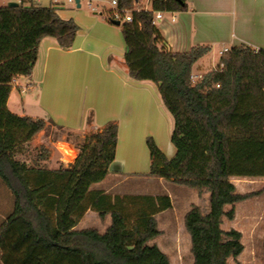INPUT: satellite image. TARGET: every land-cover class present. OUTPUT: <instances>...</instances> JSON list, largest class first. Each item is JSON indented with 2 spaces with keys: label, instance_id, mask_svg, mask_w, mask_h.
Returning <instances> with one entry per match:
<instances>
[{
  "label": "trees",
  "instance_id": "trees-1",
  "mask_svg": "<svg viewBox=\"0 0 264 264\" xmlns=\"http://www.w3.org/2000/svg\"><path fill=\"white\" fill-rule=\"evenodd\" d=\"M135 1L117 0L118 9L130 10L132 16L120 24L124 62L132 78L157 84L174 119L171 141L177 150L168 157L149 136V174L210 193L208 212L193 204L184 217L193 264H229L230 258L244 264L239 259L245 248L242 231L222 224L224 218H235L238 202L259 194L240 192L232 177L264 176V48L232 46L217 68L194 81V64L211 45L173 51L153 22L157 10H187V0H149L151 9L147 0H138L136 9ZM79 29L74 18H63L54 5H0V177L14 195L12 212L0 222V249L11 228L21 226L23 238L48 251V257L50 251L79 256L83 264H172L170 255L152 242L163 233L156 213L172 207L169 195L113 197L91 188L115 162L117 120L85 134L56 124L77 141L78 155L68 166H30L16 156L24 142L48 131L53 122L8 108L13 79L31 76L45 36L70 49ZM41 147V157L48 158L51 149ZM89 209L103 221L110 216L104 230L77 226Z\"/></svg>",
  "mask_w": 264,
  "mask_h": 264
},
{
  "label": "crops",
  "instance_id": "crops-1",
  "mask_svg": "<svg viewBox=\"0 0 264 264\" xmlns=\"http://www.w3.org/2000/svg\"><path fill=\"white\" fill-rule=\"evenodd\" d=\"M4 1L1 0L0 5H4ZM10 1L22 2L26 6L54 5L63 18H74L80 29L70 49L61 47L53 36H45L42 39L31 76L21 75L13 79L8 108L20 115L46 118L54 124L82 134L87 130L101 129L110 120H117L119 141L115 163L119 167L110 168V173L105 179L93 184L91 188L102 189L113 197L159 195L115 190L122 173L149 171L151 155L146 145L149 136L155 139L168 157H173L177 151L171 141L174 119L164 112V103L157 84L151 80H136L129 75L124 62L126 43L121 26L108 20L103 12L75 11L74 7L60 6L55 0H7L8 3ZM80 2L82 5V0ZM187 3V10L175 11L176 21L171 20V12H166L157 24L169 49L182 52L197 44H209L211 51L220 55V50L224 47L241 44L264 48V0H187ZM149 5L151 9L150 2ZM199 61L200 59L194 66L197 67ZM202 73L205 71L194 72L193 67V74ZM24 86H28L26 93L29 95L19 98L14 90H20ZM76 152L77 156L78 149ZM232 180L240 192H259L250 197L253 200L242 208L239 209L237 203L235 218L230 219L235 221L236 227L233 228L241 230L245 239L244 229L239 225L240 219L253 224L252 232L264 219V201L261 199L264 195V176H233ZM159 181L165 180L159 178ZM259 183L262 184L261 188L257 187ZM245 186L255 187L249 190L245 189ZM195 194L198 198L203 196L207 204L208 193L200 194L196 191ZM169 196L172 207L156 213L163 233L152 242L158 243L168 254V244L174 245L176 253H182L181 237L185 236L189 241L186 232L182 233V229H185L183 224L177 227L175 220V233L172 231L166 237L164 228L161 227V214L172 209L174 205L176 212V201L173 195ZM193 204L206 207V204L200 201L190 202L187 199L183 207L184 215ZM90 211L97 214L95 210L89 209L85 215ZM106 220L109 224L110 216ZM14 228L15 226L11 228L8 236L13 234ZM18 236L21 237V242L17 247L7 246L5 255H17L19 259H23L22 256L28 249L29 253L35 254L41 262L46 263V252L41 251L39 247L29 246L22 233ZM188 243L190 244V241ZM15 249L17 251L14 252ZM256 249L254 246L252 251L243 257L247 251L245 244L239 259L244 264H258ZM0 262L4 263L1 259Z\"/></svg>",
  "mask_w": 264,
  "mask_h": 264
},
{
  "label": "rangeland",
  "instance_id": "rangeland-1",
  "mask_svg": "<svg viewBox=\"0 0 264 264\" xmlns=\"http://www.w3.org/2000/svg\"><path fill=\"white\" fill-rule=\"evenodd\" d=\"M3 2V1H2ZM1 3V0H0ZM5 4H8L7 0L4 1ZM146 8L150 9V5L148 1H145ZM67 6L74 7L73 10L75 11H91V12H103V15H105L107 18L109 16V13L114 9V5L112 4V0H82V5L80 7L77 6L74 2H66ZM64 5V6H65ZM63 6V5H61ZM95 7V8H93ZM122 22V21H121ZM220 60V55L217 52L209 51L207 54H205L199 61L197 67L194 66V72L198 71H205L207 73L210 70H213L217 68L218 63ZM205 73H202L205 74ZM198 80V79H197ZM15 94L21 98L22 96H28L29 93H26V91H22V89H15ZM164 108L165 114H169L172 116V114L168 111V109L165 107V105H162ZM173 118V116H172ZM90 130H87L88 132ZM63 130H60L58 126L54 123H51L50 129L48 131H41L38 135L33 137L31 140L24 142L21 149L17 152L16 156L18 159L22 161H26L30 166L32 165H40L45 166L48 168H58L59 166H67V164L62 160V153L57 148V145L60 141L66 140L74 145H76L77 141L75 139H70L67 136V133L63 132ZM62 135L60 137V134ZM79 133V132H78ZM82 134V133H80ZM45 144L51 149V154L48 158H42L41 152L42 147L41 145ZM147 149L150 151L148 143L146 142ZM76 147V146H75ZM77 149V147H76ZM40 157L42 159H40ZM150 171V169H149ZM148 172H128V173H122L120 180V183L116 186L115 190L119 192H132V193H155L159 195H173L174 201H176V212H175V205L172 209L165 211L161 214V227L164 228V231L166 233L165 237L168 236L170 232L175 233V220H176V226H180L183 224L182 233L186 232V234L189 236L190 244L188 243L186 238L181 237V244H182V253H176L175 247L172 244L166 245V249L169 251V255L171 257L172 264H193V254L191 252V235L189 231L185 227L184 223V213H183V207L187 199L191 201H200L203 204H206V199L203 196H200L198 198L196 194L194 195V192H196L195 189L189 188L185 185L178 184L175 182H172L170 180H165L160 182L158 177H154L149 174ZM261 183L257 185L258 188H261ZM255 187V186H254ZM253 186H245V189H253ZM257 188V189H258ZM209 194V200L206 204V207L203 205L202 209H204V212H208L210 209V193ZM261 199L264 201V195L261 196ZM0 222L3 221V219L9 215L13 208H14V195L11 191V189L8 187V185L2 180L0 177ZM253 200L252 198H248L247 200H243L242 202H238L239 209L242 208L245 204H248ZM188 203V202H187ZM83 218V217H82ZM109 220V219H108ZM108 220L103 221L100 219L98 214L93 213L90 211L88 214L84 216L82 219L81 224L79 227H89V226H96L100 230H104L106 225L108 224ZM110 222V221H109ZM235 221H231L228 218H224L223 221V228L224 229H230L235 226ZM240 227L244 229L245 232V239H243V242H245L247 246V251L244 253L243 257H246L248 253L252 251V248L256 246L257 250V258H258V264H264V248H263V241H264V219L262 222H260L257 226L255 231H251V226L253 225L250 222L244 221L243 219H240L239 222ZM236 227V226H235ZM185 230V231H184ZM23 235V229L21 226H15L13 230V234L7 237V242L3 246V248L0 250V259L3 264H83L82 259L79 256H71V255H53L52 252L49 251L50 255L48 257V253L46 255V263L44 261H40L35 254L29 253L28 249H26V254H24L23 259H19V256L5 255V248L7 246H16L21 240L18 235ZM18 234V235H17ZM185 234V233H184ZM17 236V237H16ZM10 237V238H9ZM29 242V246H33L29 239H26ZM12 242H15L12 244ZM41 251L48 252L46 250L40 249ZM17 251L16 249L14 252ZM42 257V256H39ZM49 258L50 260H48ZM78 258V259H77ZM234 260L233 258H230L229 264H233Z\"/></svg>",
  "mask_w": 264,
  "mask_h": 264
},
{
  "label": "built area",
  "instance_id": "built-area-1",
  "mask_svg": "<svg viewBox=\"0 0 264 264\" xmlns=\"http://www.w3.org/2000/svg\"><path fill=\"white\" fill-rule=\"evenodd\" d=\"M55 1L60 6L61 5L64 6L66 4V2H74V3H76L75 0H55ZM147 1L150 2L149 0H147ZM112 4L114 5V9H113L112 14H111L112 15V19H119L121 21H123V20H131L132 19L131 11L130 10L122 11V10L118 9V2H117V0H112ZM139 6H140V3H139L138 0H136L135 1V8L136 9H140ZM166 12H168V11H164V10H157V11H155L154 12V18H153L154 24L157 25L158 22L161 21L164 18V15H165ZM171 13H172L171 20L172 21H176L177 20V15L175 14V12H171ZM229 49H230V47H224L222 50H220V55H223L225 52L229 51ZM201 77H202V75H195V74L192 75V78H193L194 81H196L197 79H199ZM27 89H28V86H24L22 88V91H27ZM61 144L68 145L71 148H73L75 151H76V149H75L76 147H75V145L73 143H71L69 141H66V140L60 141L59 144L57 145V148L62 153V160L68 166V165H70V164H72L74 162L73 159L77 157L76 156L77 152H76L75 156L72 159L67 160V159H65V152H64Z\"/></svg>",
  "mask_w": 264,
  "mask_h": 264
},
{
  "label": "water",
  "instance_id": "water-1",
  "mask_svg": "<svg viewBox=\"0 0 264 264\" xmlns=\"http://www.w3.org/2000/svg\"><path fill=\"white\" fill-rule=\"evenodd\" d=\"M75 1H76L77 6L80 7L81 6L80 0H75ZM8 5H11V6H13V5H19V2H17V1H10L8 3ZM111 21L114 24H116V25H120L121 24V20H119V19H111ZM118 167H119V165L117 163H115V162H113L111 164V166H110L111 169H118Z\"/></svg>",
  "mask_w": 264,
  "mask_h": 264
},
{
  "label": "bare ground",
  "instance_id": "bare-ground-1",
  "mask_svg": "<svg viewBox=\"0 0 264 264\" xmlns=\"http://www.w3.org/2000/svg\"><path fill=\"white\" fill-rule=\"evenodd\" d=\"M61 145H62V148L65 152V159H67V160L72 159L75 156L76 151L68 145H63V144H61Z\"/></svg>",
  "mask_w": 264,
  "mask_h": 264
}]
</instances>
